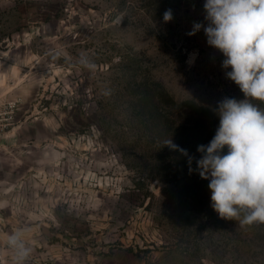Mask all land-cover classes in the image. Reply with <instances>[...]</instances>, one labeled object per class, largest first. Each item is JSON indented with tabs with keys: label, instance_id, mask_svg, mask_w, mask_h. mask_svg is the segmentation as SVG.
Returning <instances> with one entry per match:
<instances>
[{
	"label": "rangeland",
	"instance_id": "obj_1",
	"mask_svg": "<svg viewBox=\"0 0 264 264\" xmlns=\"http://www.w3.org/2000/svg\"><path fill=\"white\" fill-rule=\"evenodd\" d=\"M204 3L0 0V233L30 230L29 264H264V225L220 219L165 146L199 159L217 101L244 98L203 30L187 35Z\"/></svg>",
	"mask_w": 264,
	"mask_h": 264
},
{
	"label": "clouds",
	"instance_id": "obj_2",
	"mask_svg": "<svg viewBox=\"0 0 264 264\" xmlns=\"http://www.w3.org/2000/svg\"><path fill=\"white\" fill-rule=\"evenodd\" d=\"M203 9L204 22H194L187 35L203 30L207 45L224 57L221 67L226 78L244 98L225 96L217 101L214 112L219 125L208 144L197 146L199 159L171 139L165 146L187 157L189 173L195 161V171L209 181L210 207L220 219L234 221L241 229L264 225V107L260 106L264 104V0H205ZM172 20L169 8L163 21ZM195 56L190 54L189 64ZM78 63L89 72L97 69L84 53ZM29 232L17 228L0 233V264H29L33 253Z\"/></svg>",
	"mask_w": 264,
	"mask_h": 264
},
{
	"label": "trees",
	"instance_id": "obj_3",
	"mask_svg": "<svg viewBox=\"0 0 264 264\" xmlns=\"http://www.w3.org/2000/svg\"><path fill=\"white\" fill-rule=\"evenodd\" d=\"M171 5H173V4H171ZM172 7V6H171ZM138 84V86H140V82L139 83H137ZM137 101H139L140 99H136ZM146 100H147V97H145L144 98V102H142V100L141 101H139V108L140 107H144V106H147V102H146ZM150 103V102H149ZM195 140H196V144L198 145H201V144H208L209 143V141L213 138L212 136H211V134H207V132H205V129H200V128H198L197 130H196V132L193 134V136H192ZM183 158H185V156H183Z\"/></svg>",
	"mask_w": 264,
	"mask_h": 264
},
{
	"label": "built area",
	"instance_id": "obj_4",
	"mask_svg": "<svg viewBox=\"0 0 264 264\" xmlns=\"http://www.w3.org/2000/svg\"><path fill=\"white\" fill-rule=\"evenodd\" d=\"M11 108H12L11 103L5 104L0 99V132L6 130V128L10 123L11 114H12Z\"/></svg>",
	"mask_w": 264,
	"mask_h": 264
}]
</instances>
